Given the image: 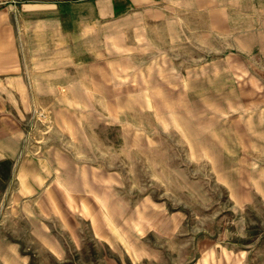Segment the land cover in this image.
Segmentation results:
<instances>
[{"label":"rangeland","instance_id":"1","mask_svg":"<svg viewBox=\"0 0 264 264\" xmlns=\"http://www.w3.org/2000/svg\"><path fill=\"white\" fill-rule=\"evenodd\" d=\"M201 15L0 0L26 84L0 264H264V28Z\"/></svg>","mask_w":264,"mask_h":264},{"label":"crops","instance_id":"2","mask_svg":"<svg viewBox=\"0 0 264 264\" xmlns=\"http://www.w3.org/2000/svg\"><path fill=\"white\" fill-rule=\"evenodd\" d=\"M194 4L202 14L201 21L228 23L231 34L238 27L236 23L244 28H264V0H194ZM40 59H34V67L36 63L40 65ZM25 92L18 40L9 23H0V160L7 155V145L12 142L15 148L19 136L18 109L26 106Z\"/></svg>","mask_w":264,"mask_h":264}]
</instances>
